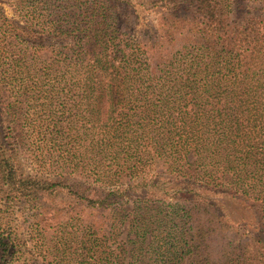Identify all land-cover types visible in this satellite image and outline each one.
Returning <instances> with one entry per match:
<instances>
[{
  "label": "trees",
  "instance_id": "1",
  "mask_svg": "<svg viewBox=\"0 0 264 264\" xmlns=\"http://www.w3.org/2000/svg\"><path fill=\"white\" fill-rule=\"evenodd\" d=\"M230 1L169 0L152 38L112 0H0V264L19 260L3 215L20 203L73 231L61 262L264 264V238L225 228L264 234V15Z\"/></svg>",
  "mask_w": 264,
  "mask_h": 264
},
{
  "label": "rangeland",
  "instance_id": "2",
  "mask_svg": "<svg viewBox=\"0 0 264 264\" xmlns=\"http://www.w3.org/2000/svg\"><path fill=\"white\" fill-rule=\"evenodd\" d=\"M114 5H117V15L120 24L128 27L129 30L132 29V33L135 36H157L158 32L162 29L163 21L167 19L169 15V0H112ZM232 6V17L237 21H243L251 16L262 14L264 15V6L259 4H253L248 0H231ZM5 14L9 18L15 17V12L9 5L3 6ZM179 16L187 15L184 11L178 13ZM161 28V29H160ZM131 33V32H129ZM165 172V166L160 162L157 163L151 170V175H161ZM66 195L59 196H47V198L42 202V208L49 206L51 211L56 210V208H63L69 202ZM99 211L94 208H79L74 213L75 219L81 218L84 220H89L88 217L93 219ZM45 216L43 217V214ZM48 211H39L35 213L33 210V205L29 203L14 204L10 211L5 213L4 223L5 228L8 229L9 233L14 239H17V245L20 249L19 260L16 264H74V260L77 255H73L72 252L76 254V251H68L65 261L61 262L57 245V238L68 237L73 240L72 236L69 234L73 231L68 229L64 234L58 233L54 229L47 231H41V222L46 226H54V222L49 221L53 218L52 214ZM65 215V213H63ZM247 214V213H246ZM64 215L62 217H64ZM58 218V217H57ZM251 219V218H250ZM68 221V220H66ZM76 224V222H72ZM253 226V224H251ZM46 228V227H44ZM225 228L229 231L233 230L237 232L239 236H252L255 235L260 238H264L263 233L255 232L253 229H257L256 226L251 230L249 228L233 225L231 223H225ZM124 235L121 238H125L127 231L123 232ZM228 233V232H227ZM18 242L20 244H18ZM121 244V239L117 240L113 246H118ZM73 246V245H72ZM73 248H76L73 247ZM139 248V247H138ZM81 247L77 246L79 252H84ZM61 250V249H59Z\"/></svg>",
  "mask_w": 264,
  "mask_h": 264
}]
</instances>
